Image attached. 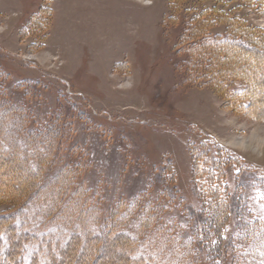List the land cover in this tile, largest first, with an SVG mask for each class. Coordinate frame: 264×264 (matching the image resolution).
I'll return each mask as SVG.
<instances>
[{
  "label": "rangeland",
  "instance_id": "rangeland-1",
  "mask_svg": "<svg viewBox=\"0 0 264 264\" xmlns=\"http://www.w3.org/2000/svg\"><path fill=\"white\" fill-rule=\"evenodd\" d=\"M1 2L0 102L22 109L33 128L59 127L63 163L73 170L69 195L81 188L104 223L117 205H135L146 194L159 198L162 218L187 230L188 216L201 209L193 182L202 181L194 170L212 171L218 159L220 199L228 205L221 231L230 243L225 264H241L245 253L254 263L264 256V234L261 247L237 241L241 224H264V104L255 108L258 118L233 110L212 87L187 81L184 55L176 51L186 24L214 5L264 29V0ZM208 29L221 34L224 26ZM259 93L264 97V89ZM166 162L174 184L160 175ZM62 166L52 167L46 181ZM173 186L176 197L169 200L162 190ZM7 207L0 202V212ZM88 220L92 230L96 221ZM87 225L81 219L69 231L78 234ZM105 245L96 261L122 264L116 246ZM199 264L215 262L202 253Z\"/></svg>",
  "mask_w": 264,
  "mask_h": 264
},
{
  "label": "trees",
  "instance_id": "trees-1",
  "mask_svg": "<svg viewBox=\"0 0 264 264\" xmlns=\"http://www.w3.org/2000/svg\"><path fill=\"white\" fill-rule=\"evenodd\" d=\"M214 23L223 24V33L209 32ZM180 41L176 51L184 55L181 64L188 82L212 87L228 99L233 110L258 118L255 108L264 104L259 93L264 89L263 28L228 16L214 5L191 18ZM15 108L0 102V121L4 119L0 125V202L8 206L0 212V264H104L95 258L105 253L106 241L116 246L118 251L113 253L122 264H199L202 253L206 261L225 264L223 256L230 243L221 238V231L228 205L220 199L218 159L212 163L215 172L199 175L194 170L196 181H202L199 185L193 182L201 209L190 213L187 230L162 218L159 198L146 194L142 201L136 198L135 205H117L107 222L100 223L98 211L87 205L81 188L69 195L73 170L63 163L65 148L59 127L33 128L23 110ZM58 163L63 165L59 174L46 181L48 172ZM160 175L166 183L174 184L169 162L161 165ZM173 189L165 188L162 195L174 199ZM89 215L96 221L92 230L87 225ZM81 219L87 225L85 229L81 227L78 234L69 231H76ZM127 226H133L135 232L124 230ZM241 230L238 242L250 240L256 246L263 245L262 220L247 221L245 226L241 224ZM141 231L146 233L142 239ZM145 241L149 242L144 244L148 251L141 249ZM240 257L241 264H264V256L257 263L248 262L253 258L248 253Z\"/></svg>",
  "mask_w": 264,
  "mask_h": 264
},
{
  "label": "crops",
  "instance_id": "crops-1",
  "mask_svg": "<svg viewBox=\"0 0 264 264\" xmlns=\"http://www.w3.org/2000/svg\"><path fill=\"white\" fill-rule=\"evenodd\" d=\"M1 1H2L3 3H5L6 0H1ZM2 2H1V3H2Z\"/></svg>",
  "mask_w": 264,
  "mask_h": 264
}]
</instances>
